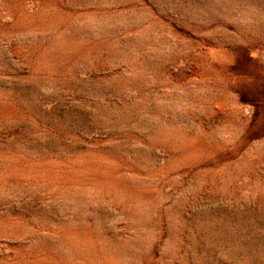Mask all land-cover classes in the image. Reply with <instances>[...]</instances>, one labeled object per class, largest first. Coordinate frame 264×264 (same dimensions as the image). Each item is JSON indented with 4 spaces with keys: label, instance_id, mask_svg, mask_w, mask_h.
Returning <instances> with one entry per match:
<instances>
[{
    "label": "rangeland",
    "instance_id": "1",
    "mask_svg": "<svg viewBox=\"0 0 264 264\" xmlns=\"http://www.w3.org/2000/svg\"><path fill=\"white\" fill-rule=\"evenodd\" d=\"M0 264H264V0H0Z\"/></svg>",
    "mask_w": 264,
    "mask_h": 264
}]
</instances>
